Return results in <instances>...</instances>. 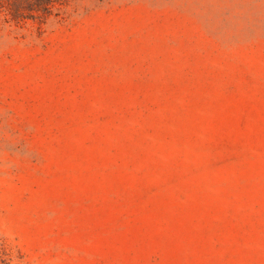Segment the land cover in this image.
Listing matches in <instances>:
<instances>
[{
	"label": "rangeland",
	"instance_id": "rangeland-1",
	"mask_svg": "<svg viewBox=\"0 0 264 264\" xmlns=\"http://www.w3.org/2000/svg\"><path fill=\"white\" fill-rule=\"evenodd\" d=\"M0 264H264V0L0 11Z\"/></svg>",
	"mask_w": 264,
	"mask_h": 264
},
{
	"label": "trees",
	"instance_id": "trees-1",
	"mask_svg": "<svg viewBox=\"0 0 264 264\" xmlns=\"http://www.w3.org/2000/svg\"><path fill=\"white\" fill-rule=\"evenodd\" d=\"M70 0H0V11L15 24L27 21L45 24L58 16L61 8Z\"/></svg>",
	"mask_w": 264,
	"mask_h": 264
}]
</instances>
